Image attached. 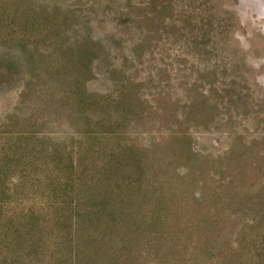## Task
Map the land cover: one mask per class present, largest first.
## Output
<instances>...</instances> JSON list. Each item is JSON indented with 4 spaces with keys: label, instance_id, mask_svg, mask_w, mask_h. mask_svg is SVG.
Segmentation results:
<instances>
[{
    "label": "rangeland",
    "instance_id": "374dc122",
    "mask_svg": "<svg viewBox=\"0 0 264 264\" xmlns=\"http://www.w3.org/2000/svg\"><path fill=\"white\" fill-rule=\"evenodd\" d=\"M263 6L0 0V264H264Z\"/></svg>",
    "mask_w": 264,
    "mask_h": 264
},
{
    "label": "bare ground",
    "instance_id": "6f19581e",
    "mask_svg": "<svg viewBox=\"0 0 264 264\" xmlns=\"http://www.w3.org/2000/svg\"><path fill=\"white\" fill-rule=\"evenodd\" d=\"M255 4V3H254ZM261 6V5H260ZM258 7V6H257ZM263 8V10H264V6L263 7H260V10ZM262 11V10H261Z\"/></svg>",
    "mask_w": 264,
    "mask_h": 264
}]
</instances>
